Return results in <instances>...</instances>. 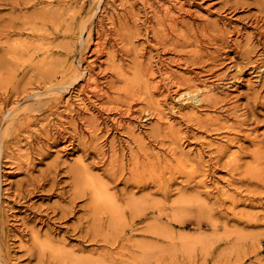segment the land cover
Returning a JSON list of instances; mask_svg holds the SVG:
<instances>
[{
  "label": "rangeland",
  "instance_id": "1",
  "mask_svg": "<svg viewBox=\"0 0 264 264\" xmlns=\"http://www.w3.org/2000/svg\"><path fill=\"white\" fill-rule=\"evenodd\" d=\"M8 1L15 7L37 2ZM93 1L82 0L83 16ZM180 2L176 13L187 25L172 37L177 43L163 46L152 34L135 38L136 24L145 21L138 6L137 20L130 15L116 42L109 34L103 42L108 47L115 43L117 64L129 77L138 52L144 51L159 74L171 68L193 83L211 86L213 94L196 110L188 103L175 112L171 107L181 104L179 97L162 82L155 101L180 129L177 135L168 130V119L157 122L154 100L139 99L138 83L127 85L116 74L108 79L114 81L109 95L119 106L132 108L134 134L107 121L104 130L91 136L68 118H63L65 132L57 133L53 124L58 118L49 117V137L35 131L32 143L22 147L28 169L11 174L9 160H0V202L5 201L11 227L10 264H73L79 257H103L107 264H264V0ZM22 7L13 10L0 0V21L22 17ZM76 49L79 55L80 44ZM72 58L78 65L79 58ZM25 70L20 87L10 84L12 73L2 74L7 85H1L6 90L0 87V93L9 91V108L16 111L41 99L30 96L17 104L22 86L32 92L27 83L37 80L31 64ZM99 80L105 83L103 75ZM68 95L75 101L74 94L65 100ZM33 114L48 118L46 111ZM195 114L210 120L199 122L191 117ZM97 116L106 121L103 112ZM134 138H143L147 149ZM112 140L121 165L112 161ZM149 152L163 162L155 164ZM149 162L155 166L147 167ZM83 165L117 196L122 206L118 217L95 209L89 196L76 192ZM32 228L52 238L64 256H30Z\"/></svg>",
  "mask_w": 264,
  "mask_h": 264
},
{
  "label": "bare ground",
  "instance_id": "2",
  "mask_svg": "<svg viewBox=\"0 0 264 264\" xmlns=\"http://www.w3.org/2000/svg\"><path fill=\"white\" fill-rule=\"evenodd\" d=\"M1 1L9 4L13 10L24 5L26 14L20 18L11 19V17L7 21H0V52L2 53L0 56V87L7 85L4 82L6 80L2 79L4 71L12 73L10 84L17 83L16 86L20 87L24 77L19 78V75L21 72L24 73L26 67L31 64L36 71L33 75L37 78L36 83L32 80L27 83L33 89L32 92H29V88L27 89L25 85L22 86V92L18 93L16 90L19 94L16 101L18 104L30 96L41 98L32 104V108L24 107L16 111V107L15 109L9 108L12 98L9 91L0 93V160H9V173L11 174L31 166L23 160L25 155L22 153V147L24 144L32 143L35 131L37 135L44 130L46 136L49 137V117L57 116L58 121L53 124L57 133L65 132L63 118H68L75 129L80 128L81 125L91 133V136H96V132L104 130L103 127L108 125L107 121L118 129H124L130 135L134 134L137 126L133 123L135 118L131 117L132 108L130 105H125L124 108L119 106V103L109 95V89L114 81L108 79L112 75L116 74L117 78L122 76L127 85L138 83L141 92L139 99L147 101L150 99L155 101V95L162 90V82L167 81L168 89L174 87L179 97L178 101L181 102L179 106L171 107V110L175 112L178 111L177 107H185L188 103L193 104L191 109L196 110L213 94L211 86L204 83H193L191 79L184 78L171 68L166 67V70L159 74V70L154 69L151 61L145 60L144 51L138 52L134 67H132V75L129 77L123 67L117 64L118 50L115 48V43L108 47L103 42L106 34L111 35L112 40L116 42L117 36L125 27L130 15L137 20L138 14L135 12V7L138 6L144 14L145 21L140 26L136 24L138 30L135 38L140 36L148 38L152 34V37L163 46L167 47L171 42L172 44L177 43L178 40L174 42L172 37L181 35L180 27L187 25L176 13L178 5L181 4L180 0H94V6L85 16L83 13L86 4L82 0H37L33 3L22 1L17 2L16 7L8 0ZM20 13L22 15L24 12ZM11 16H13L12 13ZM96 29L97 37L95 38ZM59 38L76 42L74 44L65 43L59 41ZM77 44L81 47L79 55H77ZM122 50L128 51V48H122ZM88 51L91 55L86 57ZM56 54L66 58L60 60ZM74 55L79 58L78 65L72 58ZM13 65L20 68L13 70L12 68H15ZM100 75H103L105 79L104 84L100 83ZM3 86L1 88L6 90ZM67 94H74L76 102L70 99V95L65 100ZM97 103H100V106ZM155 103L157 122L163 124V120L168 119L165 120L169 124L167 125L168 130L174 135L181 134L180 129L176 128L177 125L170 121L171 116H167L166 109L157 101ZM41 111H46L48 118L39 119L33 114ZM101 112L105 114V122L98 119L97 115ZM5 116L6 119H4ZM191 117H196L199 122L210 120V117L202 119L196 114ZM3 119L6 122L5 127ZM108 132L109 130L106 131ZM134 140L139 146L147 149L143 138H134ZM110 143L112 161L121 165L122 157L118 153L114 140ZM134 149V146H131L129 151L133 152ZM150 154L157 159L158 163L155 164L163 162L161 156L152 154V152ZM155 164L149 162L147 167L152 168ZM83 168L84 171L76 177V192L89 196L95 209L105 208L113 216L118 217L120 211L118 209L122 206L117 196L111 193L106 184L89 173L86 166L83 165ZM3 203L5 201L1 200L0 264H10L11 227L9 215ZM30 236V240L27 241L31 242L28 248L30 256L34 254L44 256L47 253L52 256H64V251L55 245L52 238L44 237L47 234L41 235L39 230L32 228ZM73 264H107V261L103 257H79L73 261Z\"/></svg>",
  "mask_w": 264,
  "mask_h": 264
}]
</instances>
